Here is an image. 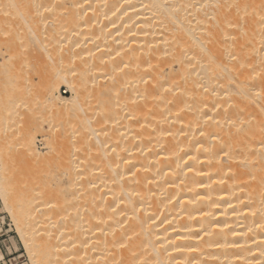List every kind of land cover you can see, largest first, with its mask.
Masks as SVG:
<instances>
[{
	"label": "bare ground",
	"instance_id": "bare-ground-1",
	"mask_svg": "<svg viewBox=\"0 0 264 264\" xmlns=\"http://www.w3.org/2000/svg\"><path fill=\"white\" fill-rule=\"evenodd\" d=\"M0 76L31 264H264V0H0Z\"/></svg>",
	"mask_w": 264,
	"mask_h": 264
},
{
	"label": "rangeland",
	"instance_id": "rangeland-1",
	"mask_svg": "<svg viewBox=\"0 0 264 264\" xmlns=\"http://www.w3.org/2000/svg\"><path fill=\"white\" fill-rule=\"evenodd\" d=\"M11 60H13V59H10L8 62H10ZM14 61L16 62L17 60H15L14 59ZM13 61V62H14ZM7 62V61H6ZM5 62V63H6ZM13 62H10V63H13ZM2 76H0V78H1ZM4 82H7V78L5 77V79L4 78H1ZM9 80H11V79H9ZM22 80H20L19 82L22 84L23 82H21ZM3 82V83H4ZM35 89H38L37 88V86H34L33 87V90H35ZM39 90V89H38ZM67 90L65 89V88H62L61 89V92L62 93H64V92H66ZM1 95V94H0ZM22 96V95H21ZM27 96H29V94H27V95H25V94H23V96H22V99L20 100V103H18V106L16 107V105L15 106H13L12 108H14L13 110H12V112H14L15 113V110H16V113L17 112H22V113H24L25 115H23V117L25 116V117H27L28 119H25V120H27V123H26V121L24 120V121H22L21 123H17V126H18V128L21 130H23L24 132L25 131H28L29 129H27V128H30L31 130H34L32 127H33V125H32V123H33V121L35 120V119H37V120H42V115H43V109L41 108V103H39V101H36L35 102V104H32L30 101H29V99H28V97ZM64 96H67V97H69L70 96V94L68 93V94H64ZM0 97H3V93H2V96H0ZM1 99V98H0ZM28 100V101H27ZM28 102H30L29 104H28ZM33 105V106H32ZM32 106V107H31ZM29 107H31V108H29ZM30 109V110H29ZM31 109H32V111H31ZM42 109V110H41ZM29 110V111H28ZM31 111V112H30ZM9 113V115H11V114H14V113ZM8 115V114H7ZM2 115H0V133H2V131H3V133L2 134H5V133H7V134H5L6 135V137H8V139L11 141V142H14V143H16L17 141H18V135L13 131V130H15V128L14 127H16V124L15 125H10V127H11V131H10V128H9V131H10V133H8V131L5 129V128H7V125H5V124H7V123H5L6 121H4V119H3V116L1 117ZM59 116H61V117H59ZM58 116V118L56 117V119H54V120H52L53 122V125H58V124H60L61 122L63 123L64 121H66L65 120V116L63 115V114H61V115H59ZM22 117V118H23ZM5 118V117H4ZM63 118V119H62ZM3 122V123H2ZM30 122H31V124H30ZM35 122V121H34ZM23 123H26V124H23ZM30 125H29V124ZM25 125H26V128H25ZM27 125H29V126H27ZM44 126V127H43ZM5 127V128H4ZM24 127V128H23ZM1 128H3V130H1ZM5 129V130H4ZM47 129V127H46V125L44 124V125H41L40 126V130L36 133V135L35 136H39L38 138H37V145H38V148H39V150H40V152L41 153H44L45 152V149L44 148H46V142L44 141V139H42L43 137H42V135H45V134H47V133H45V130ZM21 130V131H22ZM55 130V129H54ZM4 131H5V133H4ZM46 131H48V130H46ZM13 132H14V134H13ZM54 133V132H53ZM11 134V135H10ZM15 134H16V136H15ZM38 134V135H37ZM11 136V137H10ZM11 156H13V152H10V157ZM12 158V157H11ZM18 169L19 167L17 166L16 167V165L15 166H13L11 169L13 170V171H15V169ZM19 170V169H18ZM15 172H17V171H15ZM0 218H3V220L5 221V228H6V230H7V234H6V236L4 237V247H3V249L1 250V248H0V250H1V252H2V254H3V256H5L4 255V252L7 254V251L8 252H10L11 251V253H13V255L12 256H10L9 255V257L8 258H4V263L3 264H31V262H30V259H29V257H28V255H27V253H26V251H25V249H24V247H23V245H22V241H21V239H20V237L17 235V231H16V227H15V225H14V223H13V220L11 219V217L5 212V210L3 209V206H2V203H1V201H0ZM12 258H14V260H11ZM9 260H10V262H9ZM0 263H2V262H0Z\"/></svg>",
	"mask_w": 264,
	"mask_h": 264
},
{
	"label": "built area",
	"instance_id": "built-area-1",
	"mask_svg": "<svg viewBox=\"0 0 264 264\" xmlns=\"http://www.w3.org/2000/svg\"><path fill=\"white\" fill-rule=\"evenodd\" d=\"M6 234H7V230H6V228H5V221L4 220H1V218H0V248H1V250L3 249V247H4V237L6 236ZM4 258H8L9 257V255L10 256H12L13 255V253H9L8 251H7V254L4 252ZM11 260H14V258H12ZM9 262H10V260H9Z\"/></svg>",
	"mask_w": 264,
	"mask_h": 264
}]
</instances>
